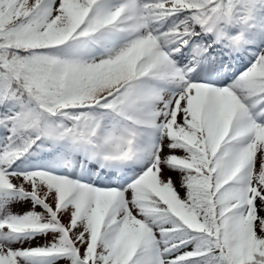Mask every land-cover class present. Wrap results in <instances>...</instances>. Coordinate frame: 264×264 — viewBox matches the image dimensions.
<instances>
[{
	"label": "snow or ice",
	"instance_id": "snow-or-ice-1",
	"mask_svg": "<svg viewBox=\"0 0 264 264\" xmlns=\"http://www.w3.org/2000/svg\"><path fill=\"white\" fill-rule=\"evenodd\" d=\"M0 264H264V0H0Z\"/></svg>",
	"mask_w": 264,
	"mask_h": 264
}]
</instances>
